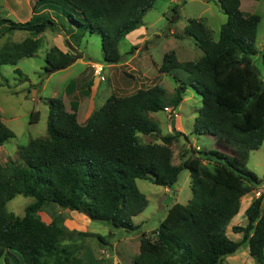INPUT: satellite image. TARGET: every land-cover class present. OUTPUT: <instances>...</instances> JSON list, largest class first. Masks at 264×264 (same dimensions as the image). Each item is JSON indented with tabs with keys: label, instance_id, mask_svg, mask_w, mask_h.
I'll use <instances>...</instances> for the list:
<instances>
[{
	"label": "trees",
	"instance_id": "trees-1",
	"mask_svg": "<svg viewBox=\"0 0 264 264\" xmlns=\"http://www.w3.org/2000/svg\"><path fill=\"white\" fill-rule=\"evenodd\" d=\"M155 1L35 0L34 13L24 22L0 15V31L24 30L36 35L46 28L59 31L64 27L72 32L68 50L52 46L45 53L46 74L81 58L78 49L86 34L100 36L103 61L114 65L121 59L120 42L142 24ZM217 1L227 18L216 40L201 20L191 18L184 27V35L202 50V56L180 61L172 50L163 55L160 72L182 70L188 75L186 82L176 79L177 86L169 97L159 85L138 88L128 95L111 94L83 123L77 120V105L71 104L68 110L62 97L46 99L47 135L19 145L20 164L0 163V263L78 264L75 254L79 245L73 242L89 234L68 230L59 216L49 223L42 221L37 214L42 206L56 204L92 220L135 231L139 225L133 217L148 205L136 179L170 188L187 169L192 196L186 215L172 205L156 227L155 238L142 235L133 263L219 264L247 243L250 256L257 264H264L262 194L245 209V225L232 227L233 232L242 233V239L234 241L227 236L240 199L262 183L254 172L236 164L264 141V79L251 58L257 53L261 17L258 13L244 14L240 0ZM36 8L44 11L35 13ZM39 47V39L31 36L6 42L0 46V65H15L20 58L33 56ZM15 72L21 74L18 68ZM188 87L201 96L192 132L213 136L219 146L236 155L223 150L203 153L188 147L180 153V163L174 164L171 145L179 136L188 140L183 132L174 129L160 137L162 143L139 141L138 133L158 131L149 113L165 107L175 109ZM12 137L14 132L0 113V145ZM201 155L213 157L214 164L203 163ZM18 194L35 199L25 207L22 217L6 209V203Z\"/></svg>",
	"mask_w": 264,
	"mask_h": 264
},
{
	"label": "rangeland",
	"instance_id": "rangeland-1",
	"mask_svg": "<svg viewBox=\"0 0 264 264\" xmlns=\"http://www.w3.org/2000/svg\"><path fill=\"white\" fill-rule=\"evenodd\" d=\"M240 2V8L244 14L258 13L261 17L255 41L257 53L251 58L264 79V0H240ZM34 4L35 0H0V15L12 21L24 22L33 15ZM174 7L177 9L176 14ZM34 11L41 13L44 10L36 8ZM50 13L53 14V12ZM191 18L201 20L216 40L220 26L226 21L227 16L217 0H156L143 16L142 24L128 33L120 42L121 59L115 66L103 61L100 36L86 34L81 39L78 49L82 59L50 74L44 72L45 53L52 46H57L64 51L68 50L67 43L71 41L72 32L65 31L64 27L59 28V31L46 28L36 35H31L24 30L0 31L1 34L4 33L0 35V46L6 42L22 41L27 36L38 38L40 41V47L33 56L22 57L15 65H0L1 119L14 132V137L0 145L1 165H5L8 161L20 164L22 160L18 152L19 145H25L31 139L47 135L46 99L48 97L62 96L69 110L68 100H73L74 95L77 96L75 89L90 90L86 91L85 96H83L84 92L79 93L75 99L78 104L81 103L77 112V120L81 122L85 113H92L98 109L110 94L128 95L138 88L159 85L165 89L166 97L172 95L177 86L176 79L186 82L188 75L182 70H176L171 74L160 72L159 66L163 55L172 50L180 61L196 60L202 56V50L190 37L184 35V27ZM99 64L102 65L103 71L101 76H96L94 71ZM15 68H18L21 74L16 73ZM112 72H114L113 77ZM126 81L130 84L124 85ZM69 83L73 84L71 90L67 88ZM200 107L201 96L188 87L178 107L173 110L170 107L169 112L164 110L149 113V116L157 122L158 131L149 135L138 133L139 141L162 143L160 137L173 133L174 129L183 132L188 140L179 136L171 145L174 164L180 163V153L188 147L203 153L210 150H223L236 155L231 149L219 146L213 136L197 135L192 132L193 122ZM201 156L206 165L214 164L213 157ZM237 157H239L238 154ZM237 160L238 166L243 164L262 180L261 184L244 195L243 202H240L242 207L250 196L257 197L262 194L264 197V141L258 149L248 153L247 159L240 157ZM190 183L191 177L187 169L181 171L177 182L170 188L154 184L149 180L136 179L139 190L148 199V205L140 214L133 217V222L139 225L135 231H125L105 221L92 220L83 213L62 208L56 204L42 206L37 214L46 223L55 216H59L61 224L68 230H78L89 234L73 242L79 245L75 254L78 264H96L95 262L134 264L133 258L139 253L142 235L155 238L156 227L172 205L182 215H186V204L192 196ZM34 200L31 196L18 194L6 203V209L22 217L25 207ZM262 209L264 210V203ZM237 214L227 227V236L234 241L241 240L242 233L233 232L232 227L246 223L245 214ZM99 237L103 240L101 241ZM66 242L71 243V241ZM0 264L4 262L1 261ZM219 264H257V261L250 256L248 244L244 243L234 253L224 256Z\"/></svg>",
	"mask_w": 264,
	"mask_h": 264
},
{
	"label": "crops",
	"instance_id": "crops-1",
	"mask_svg": "<svg viewBox=\"0 0 264 264\" xmlns=\"http://www.w3.org/2000/svg\"><path fill=\"white\" fill-rule=\"evenodd\" d=\"M79 59H82V57L81 58H78L77 60H79ZM76 60V61H77ZM73 64V63H72ZM71 64V65H72ZM114 66H115V64H114ZM69 67V66H68ZM67 68V67H66ZM115 73H116V71H114ZM114 72H112V77L114 76ZM95 74V73H94ZM96 75V74H95ZM115 80H116V78H115ZM119 81V80H118ZM120 82V81H119ZM121 83V82H120ZM75 84H77V82L75 83ZM130 83H129V81H126L125 83H124V85H129ZM77 87H79V86H77ZM67 88L68 89H70V87H69V84L67 85ZM73 88V87H72ZM71 90V89H70ZM76 93H77V96H75L74 95V99L73 100H68V105H69V108L71 107L70 105L71 104H73V105H77L76 106V109H77V111H76V113L79 111V108H80V106H81V103H79L78 104V102L75 100L77 97H78V94L79 93H83V96H85L86 94L85 93H87V92H89L90 90H82V88H77V89H75L74 90ZM87 91V92H86ZM69 92V91H68ZM72 93V92H71ZM111 95V94H110ZM109 95V96H110ZM87 96H88V94H87ZM62 97V96H61ZM65 102V101H64ZM66 105V104H65ZM66 108H67V106H66ZM71 109V108H70ZM69 109V110H70ZM91 113H88V114H84V117H82V120H81V122L80 123H83L87 118H88V116L90 115ZM77 119H78V113H77ZM214 139V138H213ZM255 197V196H254ZM253 196H250L249 197V199H248V201H246L245 203H243V205H242V207H241V204H240V210H239V212H238V214H243L244 213V211H245V209L249 206V204L251 203V201L253 200V198H254ZM243 200H244V196L240 199V202H243ZM263 203H264V197H263V200H262V205H263ZM264 211V210H263ZM237 214V215H238Z\"/></svg>",
	"mask_w": 264,
	"mask_h": 264
},
{
	"label": "built area",
	"instance_id": "built-area-1",
	"mask_svg": "<svg viewBox=\"0 0 264 264\" xmlns=\"http://www.w3.org/2000/svg\"><path fill=\"white\" fill-rule=\"evenodd\" d=\"M102 70H103V68H102V65H100V64L97 67H95V71L94 72H95L96 76H99V75L101 76ZM165 111L169 112V108L165 107Z\"/></svg>",
	"mask_w": 264,
	"mask_h": 264
},
{
	"label": "clouds",
	"instance_id": "clouds-1",
	"mask_svg": "<svg viewBox=\"0 0 264 264\" xmlns=\"http://www.w3.org/2000/svg\"><path fill=\"white\" fill-rule=\"evenodd\" d=\"M101 65V64H100ZM103 68V67H102ZM103 71V70H102ZM169 108V107H168ZM164 110H165V108H164ZM169 110H170V108H169Z\"/></svg>",
	"mask_w": 264,
	"mask_h": 264
}]
</instances>
